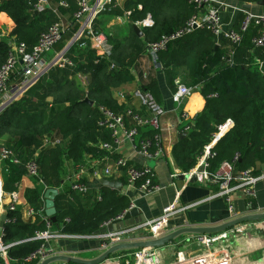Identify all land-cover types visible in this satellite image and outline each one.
Listing matches in <instances>:
<instances>
[{
	"label": "trees",
	"instance_id": "16d2710c",
	"mask_svg": "<svg viewBox=\"0 0 264 264\" xmlns=\"http://www.w3.org/2000/svg\"><path fill=\"white\" fill-rule=\"evenodd\" d=\"M38 1L0 0V16L6 15L10 26L4 31L7 34L0 38V67L7 59L10 39L25 42L32 50L41 33L59 20V14L53 8L36 12L34 7ZM62 1L68 6H61L59 12L73 16L78 9L76 0H49L52 4ZM126 11L131 12L129 32L122 38L109 35L113 45L109 56L92 48L88 38L82 40L86 46L80 41L74 43L66 54L73 65L52 67L19 100L0 113V148L10 149L14 154L2 162L4 191L18 190L32 158L37 157L40 165L39 175L33 177L37 184L25 191L29 205L37 214L25 220L22 212L9 210L1 230L2 241L10 245L8 256L14 262H20L42 244L36 236L37 232L47 229L44 192L48 187L61 188L66 160L75 166H84L87 156L99 161L107 157L117 159L118 155L100 147L103 142L113 141L110 131L99 126L100 106L124 114L128 125L132 123V116L126 113L128 108L146 116L145 107L134 108L130 98L126 103H119L114 92L132 81L130 67L150 44L185 26L198 10L185 0H125L122 7L106 10L95 19L96 30L116 15L124 16ZM150 14L154 23L144 27L141 36L133 26ZM240 15L236 29H240L245 19L244 14ZM253 25L254 28L250 27L244 33L240 44L232 45L231 60V46L221 44L217 47V36L208 28H199L170 40L167 49L157 53V61L166 70L170 85L178 86L175 70L184 69L187 74L180 81L188 87H200L199 92L205 99V106L194 113L189 123L179 127L184 131L185 126L191 125L187 136L173 148V156L184 172L198 164L205 147L215 139L220 127L233 119L234 126L212 149L215 156L210 160L209 170L214 172L222 162L231 161L236 171L252 167L258 174L256 163L264 161V48L256 47L252 41L259 30ZM113 63L115 68H111ZM157 85V81L152 80L141 87L153 93L163 105L155 90ZM157 131L151 125L140 127L137 141L153 137ZM55 136H59L60 142L44 145L47 137ZM237 155L239 157L235 159ZM130 206L131 199L127 195L105 185L100 191L91 187L86 194L71 187L64 204L57 200L58 221L50 229L80 238L95 235ZM134 251L120 252L130 254ZM128 263L132 264L131 260Z\"/></svg>",
	"mask_w": 264,
	"mask_h": 264
},
{
	"label": "built area",
	"instance_id": "2783aa9c",
	"mask_svg": "<svg viewBox=\"0 0 264 264\" xmlns=\"http://www.w3.org/2000/svg\"><path fill=\"white\" fill-rule=\"evenodd\" d=\"M78 9L70 18H66L59 12V8L66 7L68 4L64 1L52 4L49 0H39L34 7L37 12H43L47 8H53L59 14V20L53 23L46 31L41 33L37 44L32 50H29L25 42L18 41L17 39H10V50L6 61L0 67V113L9 105L19 100L31 87H33L39 79L47 73L52 67L66 64L73 65L66 54L70 47L76 43L81 42L82 46L87 43L83 39H90L95 41V48L98 49L102 55H110L113 45L109 41V36L96 32L93 28L95 19L104 11L111 10L118 6L117 0H76ZM187 4L193 5L198 11L193 14L186 25L178 29L170 35L163 36L159 41L149 45V50L154 56L161 50L167 49L170 40L182 37L190 31L202 28L210 29L216 36L229 39L233 44H240L244 37V33L248 30L251 22L259 27L258 35L252 38L256 47L264 48V15L246 14L245 19L240 29L225 28V22L222 17L223 8L227 7L226 3L219 0H185ZM130 11H126L125 16L130 15ZM138 25L143 27L152 25V18L137 22ZM72 32V36L67 46L58 53L54 58H48L47 54L60 43L68 33ZM109 35H113L110 33ZM70 44V45H69ZM233 51L229 53V60H231ZM115 68V64L111 65ZM82 80L86 81V78ZM87 84V82H85ZM178 89L174 95V99L183 104V101L190 96L193 92V87H188L180 80L177 81ZM119 103H126L129 98L137 100L140 105L145 107L147 115L135 113L131 108L127 109V115L132 116V123L128 125L124 114L116 113L108 107L100 106L102 117L99 121V126L107 128L112 137V142H103L100 147L110 151L114 154V150L118 148L129 147L133 153L142 155L147 158H157L161 155L163 148L162 138V121L166 115L164 106L155 98L154 94L148 90H144L138 86L131 93L127 90H120L116 96ZM182 118L190 120V116L186 112H182ZM146 125H151L158 131L153 137H147L137 141L139 135V128ZM234 126V120L229 119L225 124L220 127L219 132L215 135V139L206 146L198 164L192 168L189 173L190 176H202L211 184L217 186L218 195L225 197L229 212L232 213L233 218L240 216V212L235 208L234 194L241 191L242 195L248 199L245 206L246 212L252 210V198L257 195L256 184L264 177L254 173V169L236 171L233 162L224 161L220 164L218 169L210 172V160L215 156L212 150L214 143L222 137L226 132ZM191 129V125L186 127V131ZM60 142V139L47 137L44 140V145H55ZM118 155V154H116ZM14 157L12 150L5 147L0 148V162ZM239 155L235 157L238 159ZM109 157L105 158L108 159ZM16 160V159H15ZM78 172L71 178L72 190L88 193L91 190L90 185L82 181L84 168L79 167ZM40 165L37 157L32 158L27 163V175L34 177L39 175ZM105 175L120 180L124 179L126 182L127 191L134 189L141 195H149L156 193L161 186L156 181V174L153 169L147 164H136L132 157L125 155H118L117 159L111 161L104 167ZM185 174V175H186ZM127 194V193H125ZM10 202L9 206L4 209V200L6 192L3 189V170L0 166V220L3 213H8L9 210H17L19 205V193L17 191L9 193ZM102 197L99 194V200ZM134 207L132 203L127 209ZM126 210V211H127ZM126 211L118 216L122 218ZM179 209L175 206H169L164 209V214L153 222L136 224L135 226L124 231H118L100 236L102 240V248L107 250L111 246L128 241L132 233L148 232L151 238L159 237L168 232V224L178 214ZM37 214L33 207L28 209L29 217ZM113 220L108 221V225ZM51 222L47 220V229L37 232L36 239H41L42 244L28 256L23 258L16 264H41V262L53 255L60 254L57 252L55 245L51 244L55 238H70L78 236H70L66 234H54L50 229ZM0 229V256L2 261L0 264H13V260L8 256L10 245L2 241ZM233 228L223 232L212 234H193L191 237L183 240L177 249L175 259L172 262L165 263L162 259L160 248H142L135 249L130 253L132 264H233V256L231 250L228 249L226 241L230 238V232ZM182 245V247H181ZM197 246L200 248L198 251L191 250L192 247ZM181 247V248H180ZM185 249H190L187 252ZM193 251V252H191ZM190 253V254H189ZM124 255L116 257H109L108 260L101 264H122ZM128 257V256H127ZM50 264H75L67 261H55ZM129 264V263H128Z\"/></svg>",
	"mask_w": 264,
	"mask_h": 264
},
{
	"label": "crops",
	"instance_id": "0c3cea01",
	"mask_svg": "<svg viewBox=\"0 0 264 264\" xmlns=\"http://www.w3.org/2000/svg\"><path fill=\"white\" fill-rule=\"evenodd\" d=\"M226 3L227 7L222 10V17L225 22V28L236 29L237 19L240 14L246 16L247 12L253 15H264V5L258 4L257 2H245L241 3L238 0H219ZM125 0H117L118 6L122 7ZM243 4V5H241ZM248 4V5H246ZM141 7V5H139ZM36 11V10H35ZM37 12V11H36ZM63 13V12H62ZM66 18H70L69 14H64ZM101 15V14H100ZM99 15V16H100ZM98 16V17H99ZM152 18L150 14L148 16ZM148 17L146 19H148ZM144 19V20H146ZM154 20L152 18V25ZM129 16H115L105 22L104 26H99L96 30L95 21L93 28L96 32L102 33L109 36L112 33L116 37H125L129 32ZM137 24V23H135ZM116 25V26H115ZM151 25V26H152ZM143 31V26L139 25ZM150 26V27H151ZM9 26V20L6 15L0 16V38L5 36L7 33L6 28ZM113 31H109L111 28ZM254 28L253 22L249 28ZM256 27V25H255ZM248 28V29H249ZM72 36V33H68L64 40L58 43L50 53L47 54L48 58L55 57L60 53L68 44ZM69 40V41H68ZM217 46L223 44L225 47L232 49L233 43L229 39L217 36ZM90 46L95 48V41L90 40ZM256 62H260V59L255 58ZM133 79L128 84H125L121 88L115 90L114 96H117L118 91L127 90L132 92L138 86H143L150 81H157L158 85L155 88L161 102L166 110V115L162 121V138L163 148L161 155L157 158H147L142 155L133 153L129 147L118 148L114 150V154L125 155L132 157L136 164L150 166L156 174V181L161 188L156 192L149 195H141L134 189L127 191L126 181L123 182L121 190H118L120 194L127 195L131 199V204L134 207H138L146 215L148 222H153L159 219L164 213V209L169 206H175L179 209L178 214L175 215L171 221L173 228L181 226H193V225H214L227 222L233 218L232 213L229 212V206L225 199L218 195L217 186L208 182L204 177H197L192 182L186 177L180 179V174L185 175L189 172H184L178 166L175 156H173L174 146L183 138L180 137L184 131L179 127L185 122L189 123L194 113L201 110L205 106V99L201 96L199 88H194L193 92L187 97L183 104H180L174 99V95L177 92L178 86L170 85V82L166 77V70L163 65L157 61V56H154L149 49L143 52L137 59V61L130 67ZM176 72V83L178 80L185 78L187 71L184 69L175 70ZM178 84V83H177ZM130 104L136 109H141V105L137 100L130 99ZM185 105V106H184ZM182 107V108H181ZM182 112L189 114L190 120L182 118ZM194 121V120H192ZM56 139H60L59 136H55ZM220 139V138H219ZM218 139V140H219ZM217 140V141H218ZM214 143V145L217 143ZM112 158L103 159L99 161L93 159L91 156H87L84 162V166H75L73 162L66 160L65 172L63 174L64 181L61 184L59 195L57 196L60 204H64L66 201L69 191L71 189V178L76 174L79 167H83V178L97 191L102 188L101 178H113L105 175L104 167L111 161ZM3 163L0 162V166ZM257 173L258 175H264V161H257ZM36 181L33 177L25 175L19 184L17 192L19 193V205L17 210L23 213L25 220L30 219L28 215V209L31 207L26 199L25 191L28 188L35 186ZM112 188V187H111ZM115 189V188H114ZM117 190V189H116ZM257 195L252 198V210L264 211V177L261 178L256 184ZM45 193V192H44ZM127 193V194H125ZM235 197V208L240 212L241 215L247 214L245 206L249 201L246 199L241 191H237L234 194ZM56 198V204L57 200ZM11 198L9 192H6L4 200V209L9 206ZM45 200V197H44ZM34 218V217H33ZM140 218V217H139ZM54 234H60L59 230H52ZM63 234V233H62ZM109 234L107 225L100 228L99 232L95 235L84 236L81 238L70 237V238H55L51 244L57 248V252L60 254H67L75 257L92 259L100 256L105 249L102 248V240L100 236ZM194 234V233H193ZM193 234H185L177 238L178 241L173 244L170 243L160 248L162 259L165 263L172 262L175 259L179 242L191 237ZM228 249L231 250L233 256V264H264V220L250 221V223H243L233 227V231L230 232V238L226 241ZM182 247V245H181ZM180 247V248H181ZM190 252V249H185ZM191 250L199 251L200 248L194 246ZM123 251V250H122ZM191 251V252H193ZM119 251L116 256L124 255L122 264H128L129 253H121ZM190 254V253H189ZM114 256V257H116ZM128 256V257H127ZM2 256H0V262ZM19 262H13L16 264Z\"/></svg>",
	"mask_w": 264,
	"mask_h": 264
},
{
	"label": "water",
	"instance_id": "95a60500",
	"mask_svg": "<svg viewBox=\"0 0 264 264\" xmlns=\"http://www.w3.org/2000/svg\"><path fill=\"white\" fill-rule=\"evenodd\" d=\"M258 4L264 5V1H258ZM134 30L139 34L143 35V31L138 24H134ZM70 45V44H69ZM218 47V46H217ZM90 101L89 99H85ZM93 104V101H90ZM187 136L186 132L180 134L181 138ZM180 179L187 178L191 182L197 178V176H190L189 174L178 176ZM202 178V176H199ZM101 183L105 186L121 190L123 182L118 178H101ZM59 195V190L55 187H48L45 190V213L50 220L51 224L57 223V207L56 198ZM140 217V218H139ZM7 219V214L3 213L0 220V229H3L5 221ZM264 220V211H254L247 214L240 215L238 217L231 218L227 222L214 225H193V226H181L178 228H173L172 223L168 224V233L159 237L151 238L148 232H137L132 233L128 241H124L115 244L105 250L100 256L92 259H85L80 257H75L67 254H56L41 262V264H50L55 261H67L75 264H101L108 260L113 254L122 250H132V249H142V248H161L172 243L175 239L181 237L185 234H212L223 232L231 227L237 226L243 223H250V221ZM147 217L138 207H132L127 210L122 218H116L111 223L107 225L109 233L124 231L129 229L136 224L147 223Z\"/></svg>",
	"mask_w": 264,
	"mask_h": 264
},
{
	"label": "rangeland",
	"instance_id": "374dc122",
	"mask_svg": "<svg viewBox=\"0 0 264 264\" xmlns=\"http://www.w3.org/2000/svg\"><path fill=\"white\" fill-rule=\"evenodd\" d=\"M241 5H243V4H241ZM246 5H248V4H246ZM116 26V25H115ZM111 28V27H110ZM109 31H113V29L111 28ZM113 33V32H112ZM69 41V40H68ZM182 242V241H181ZM181 242H179V244H181ZM132 250H135V249H132Z\"/></svg>",
	"mask_w": 264,
	"mask_h": 264
}]
</instances>
